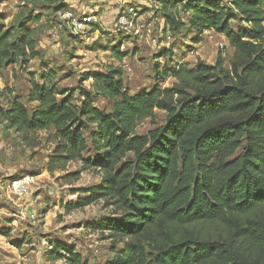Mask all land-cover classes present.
I'll return each instance as SVG.
<instances>
[{"label": "trees", "instance_id": "16d2710c", "mask_svg": "<svg viewBox=\"0 0 264 264\" xmlns=\"http://www.w3.org/2000/svg\"><path fill=\"white\" fill-rule=\"evenodd\" d=\"M156 2L164 29L188 23L198 37L210 30L225 36L234 48L230 68L221 55L215 64L199 60L195 67L156 62V84L131 94L123 70L110 65L84 74L92 89L81 86L75 104V92L61 87L56 71L44 64L30 80L32 112L13 87L0 86V119L30 145L39 144L29 138L39 131L55 140L49 172L79 161L101 173L99 183L73 190L80 195L66 208L101 200L115 207L116 216L92 224L113 241L115 255L106 264H264V0ZM36 19L27 17L17 35L0 23V72L39 56L28 26ZM234 20L247 26L236 29ZM96 45L118 60L128 55L119 43ZM172 53L169 48L158 57L171 60ZM168 77L175 82L162 88ZM100 95L113 101L111 112L96 105ZM157 109L168 113L166 122L137 134L138 123ZM206 224L228 231L208 235L201 230ZM49 255L89 264L64 242L51 244Z\"/></svg>", "mask_w": 264, "mask_h": 264}, {"label": "rangeland", "instance_id": "374dc122", "mask_svg": "<svg viewBox=\"0 0 264 264\" xmlns=\"http://www.w3.org/2000/svg\"><path fill=\"white\" fill-rule=\"evenodd\" d=\"M130 7L139 13V18L132 27L122 28L118 25L119 14ZM67 10L76 17L90 16L82 32L75 31L72 20L64 16ZM182 16L186 20L188 14ZM27 17H37L28 26L33 29L39 56L27 65H11L1 71L0 86L13 87L30 112L36 106L27 99L30 80L32 74L39 78L44 64L56 71L61 87L75 92L74 103L80 104L81 86L92 89V80H82L88 71H105L110 65L120 67L125 85L135 94L156 84V62L195 67L199 60L215 64L221 55L225 67L230 68L234 54L226 37L215 31H206L198 37L188 23L180 30L164 29L165 18L156 0H59L57 3L0 0V23L14 27L16 35ZM149 23L152 32H148ZM232 25L236 29L247 26L239 20H234ZM118 43L128 54L122 60L116 59L110 49L93 48L96 44ZM169 48L173 49L171 60L167 56L158 57ZM174 82V77H168L160 85L171 87ZM96 105L111 112L114 103L100 95ZM167 114L157 109L153 118L138 123L135 132L145 134L165 123ZM29 136L39 144H28L24 133L0 119V264H65L64 260L50 258L51 244L55 242L73 245L89 264H106L115 255L113 241L108 233L94 229L92 224L116 216L115 207L101 200L83 208H66L80 195L73 190L99 183L101 173L83 169L79 161L68 163L63 170L49 172L47 165L55 140L48 138L45 131ZM71 173L78 175L70 176L71 181L67 182L64 177ZM26 175L36 178L30 194L24 198L9 194V182ZM201 230L208 235H221L228 228L206 224ZM116 247L119 249L122 244Z\"/></svg>", "mask_w": 264, "mask_h": 264}, {"label": "built area", "instance_id": "2783aa9c", "mask_svg": "<svg viewBox=\"0 0 264 264\" xmlns=\"http://www.w3.org/2000/svg\"><path fill=\"white\" fill-rule=\"evenodd\" d=\"M64 16H69L74 25V30L77 32H82L86 28V24L90 21V16L76 17L71 10H67ZM139 18V13L130 7L126 11L119 14L118 25L122 28H129L134 25V22ZM151 23L148 24V32H152ZM36 178L32 175H26L21 178L14 179L9 182L8 193L12 194L14 197L24 198L28 196L31 192L33 185L35 184Z\"/></svg>", "mask_w": 264, "mask_h": 264}, {"label": "crops", "instance_id": "0c3cea01", "mask_svg": "<svg viewBox=\"0 0 264 264\" xmlns=\"http://www.w3.org/2000/svg\"><path fill=\"white\" fill-rule=\"evenodd\" d=\"M120 3V1H118ZM227 39V38H226ZM228 40V39H227ZM229 42V41H228Z\"/></svg>", "mask_w": 264, "mask_h": 264}]
</instances>
